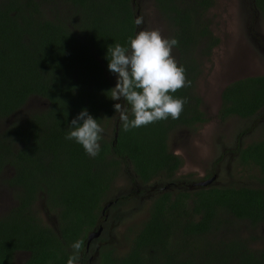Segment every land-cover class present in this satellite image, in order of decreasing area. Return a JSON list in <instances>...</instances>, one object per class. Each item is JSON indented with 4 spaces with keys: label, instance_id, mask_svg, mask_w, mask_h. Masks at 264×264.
I'll return each mask as SVG.
<instances>
[{
    "label": "trees",
    "instance_id": "16d2710c",
    "mask_svg": "<svg viewBox=\"0 0 264 264\" xmlns=\"http://www.w3.org/2000/svg\"><path fill=\"white\" fill-rule=\"evenodd\" d=\"M45 1L4 0L0 4V119L19 110L30 96L48 103L0 132V173L7 166L12 169L6 182L16 190L17 200L0 217V264H13L17 252L28 253L22 264H67L71 245L77 240L85 244L86 233L98 225H102L101 234L91 243L100 245L97 264H193L176 255L173 242L212 231L221 210L264 227L263 186L211 183L192 190H162L180 181L174 175L183 163L168 148L169 133L208 120L200 109L195 82L201 72L200 59L208 58L219 44L206 18L214 0H153L169 28L167 38L179 42L173 48L175 59L186 69L191 86L174 95L187 97L188 103L179 119L128 132L122 130L115 112L117 101L106 95L114 88L106 56L110 45L127 46L129 37L138 33V1L66 0L77 14L76 26L45 18L41 10ZM252 6L264 15V0H252ZM83 109L102 127L112 121V136H103L95 158L65 139L71 120ZM262 109L264 74L247 76L223 89L218 117L249 118ZM262 127L261 139L237 145L233 152L240 164L258 168L264 185V120ZM122 172L131 174V182L143 186L154 180L159 188L148 195V215L119 257L108 237L135 212L123 207L145 197L141 191L108 199L107 192ZM38 197L52 216V225L35 214ZM108 201L112 203L105 210L107 217L97 222ZM250 242L235 236L220 242L210 255L218 264H264V246L251 248Z\"/></svg>",
    "mask_w": 264,
    "mask_h": 264
},
{
    "label": "rangeland",
    "instance_id": "374dc122",
    "mask_svg": "<svg viewBox=\"0 0 264 264\" xmlns=\"http://www.w3.org/2000/svg\"><path fill=\"white\" fill-rule=\"evenodd\" d=\"M3 1L0 0V4ZM137 1L139 10L136 19L142 17L144 21L143 24L136 25L137 32L159 29L167 38L169 28L154 7L153 0ZM41 10L45 18L63 19L70 26L77 25V14L66 0H46L42 2ZM206 18L210 21L212 32L219 38V44L212 49L211 55L200 59L201 72L195 82V92L201 98L200 109L208 120L194 128L180 126L169 133L168 148L183 161L176 173L180 182L175 189H190L196 182L212 175H216L213 184L219 186H263L258 168L240 164L233 151L239 143L247 145L261 139L264 109L249 118L229 116L224 120L218 117V111L221 93L227 85L247 76L264 74V15L254 10L252 0H214ZM172 55L177 57L174 49ZM108 77L115 87L117 76L109 73ZM117 103H122V100ZM47 104L41 97L30 96L19 110L0 119V132H4L10 124L21 121L28 114L45 108ZM103 128V136L110 139L112 121ZM242 130L245 132L242 133ZM11 172L12 169L7 166L0 173V217L17 202L16 190L14 192L6 182ZM131 177V174L120 173L107 192L108 199L124 193L136 195L141 191L145 195L144 198L138 197L137 201L123 207L124 210L135 212L120 223L108 237L114 254L119 257L128 250L130 239L148 215V195H152L159 188V184L154 180L142 186L138 181L131 182ZM33 210L41 222L53 224V218L43 208L41 198L34 202ZM101 213L106 212L101 209ZM235 236L249 238L251 242L248 246L251 248L264 246L262 225L252 226L248 220L235 218L224 210L219 212L217 224L212 231L186 239L176 238L172 245L179 258H189L193 264H218L211 257V250L216 249L220 242ZM27 256L26 252L15 253L13 264H22Z\"/></svg>",
    "mask_w": 264,
    "mask_h": 264
},
{
    "label": "clouds",
    "instance_id": "9594fccd",
    "mask_svg": "<svg viewBox=\"0 0 264 264\" xmlns=\"http://www.w3.org/2000/svg\"><path fill=\"white\" fill-rule=\"evenodd\" d=\"M143 22L142 17L135 20L137 26ZM178 44L176 38L164 37L159 29H144L129 37L127 46L115 43L108 47V69L117 81L106 95L123 101L114 104V109L124 132L180 118L188 98L174 94L190 87L191 81L172 55ZM104 131L98 119L83 109L71 120L65 139L81 145L87 155L95 158L101 151ZM83 244V240H77L71 245L73 251L67 264H79Z\"/></svg>",
    "mask_w": 264,
    "mask_h": 264
},
{
    "label": "flooded vegetation",
    "instance_id": "af4514ba",
    "mask_svg": "<svg viewBox=\"0 0 264 264\" xmlns=\"http://www.w3.org/2000/svg\"><path fill=\"white\" fill-rule=\"evenodd\" d=\"M238 145H242L241 143H239ZM178 171V170H177ZM177 173V172H176ZM176 173H175V175H174V177L175 178H179V177H176ZM260 173V172H259ZM261 175V174H260ZM212 176H215V178H216V175H212ZM212 176H210V177H212ZM209 177V178H210ZM208 179V178H207ZM261 179H262V175H261ZM260 179V180H261ZM204 180H206V179H204ZM215 180V179H214ZM213 180V181H214ZM201 181H203V180H201ZM213 181L211 182V183H213ZM178 182H180V181H178ZM177 182V183H178ZM177 183H175V184H170V185H167V186H164V187H162V190H172V189H174L175 191H177V190H182V189H175L176 187H177ZM197 183V182H196ZM196 183L194 184V186L192 187V188H190V189H188V190H192L195 186H199V185H196ZM210 183V184H211ZM209 185V184H208ZM263 185V184H262ZM225 186H227V185H225ZM250 187H252V186H250ZM256 187H259V186H256ZM263 187H264V185H263ZM187 190V189H186ZM116 198V197H115ZM101 215H102V218L103 219H101L102 221L107 217V213H101ZM100 215V216H101ZM100 216L98 215L97 217H96V220H97V222H99L100 221ZM86 236H87V233H86ZM93 241V240H92ZM92 241L90 242V244H89V246H88V248H86V241H85V244H84V250H83V252L80 254V261H79V264H81V261H82V259H84L85 260V263L84 264H97L98 263V258H99V242H97V244L95 243V245L94 246H91V243H92ZM90 253H93V254H90ZM85 255V256H84Z\"/></svg>",
    "mask_w": 264,
    "mask_h": 264
},
{
    "label": "water",
    "instance_id": "95a60500",
    "mask_svg": "<svg viewBox=\"0 0 264 264\" xmlns=\"http://www.w3.org/2000/svg\"><path fill=\"white\" fill-rule=\"evenodd\" d=\"M214 179H215V176H212L206 180L197 182L196 185L206 186V185L210 184ZM111 203H112V201H108L105 205H103L102 212H104L106 210V208H108L111 205ZM101 231H102V225H99L97 228H94L88 232V234L86 236V248H88L90 242L93 239L100 236Z\"/></svg>",
    "mask_w": 264,
    "mask_h": 264
}]
</instances>
